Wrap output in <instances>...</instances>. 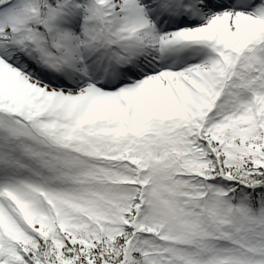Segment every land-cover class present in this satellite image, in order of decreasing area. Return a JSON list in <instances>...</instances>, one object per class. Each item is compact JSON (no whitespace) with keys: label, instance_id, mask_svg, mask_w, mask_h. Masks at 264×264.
I'll use <instances>...</instances> for the list:
<instances>
[{"label":"snow or ice","instance_id":"obj_1","mask_svg":"<svg viewBox=\"0 0 264 264\" xmlns=\"http://www.w3.org/2000/svg\"><path fill=\"white\" fill-rule=\"evenodd\" d=\"M0 264H264V0H0Z\"/></svg>","mask_w":264,"mask_h":264}]
</instances>
